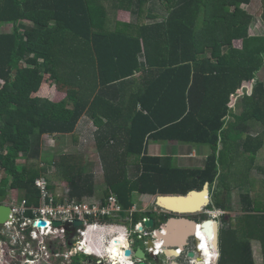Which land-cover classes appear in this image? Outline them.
Segmentation results:
<instances>
[{"label":"trees","instance_id":"trees-1","mask_svg":"<svg viewBox=\"0 0 264 264\" xmlns=\"http://www.w3.org/2000/svg\"><path fill=\"white\" fill-rule=\"evenodd\" d=\"M102 1L108 0H0V24L12 25L10 32H0V204L16 189L27 206L39 205L34 181L46 173V162L39 164L41 138L72 134L84 113L96 127L103 193L115 194L124 209L132 206L134 193L185 195L208 182L216 198L219 189L225 195L240 187L235 176L251 173L264 144V129L255 136L249 131L254 123L264 126V82L257 79L264 67V35L248 33L253 15L242 8L251 0H155L166 15L138 25L137 34L103 30ZM150 1L111 0L135 17ZM262 7L264 22V1ZM99 21L101 29L95 26ZM236 40L239 48L233 46ZM86 55L84 62L97 65L105 87L87 95L79 85V58ZM137 71L141 86L121 90ZM52 83L64 90L62 100L37 95ZM112 84L120 89L109 90ZM240 89L242 96L230 106ZM148 141L205 146L208 154L202 167H179L171 155H148ZM56 161L70 197L95 194L94 177L81 157L63 154ZM258 170L264 174V168ZM215 200L214 208L225 211V200ZM239 201L240 215L229 222L221 218L217 264H254L253 240L264 255L261 201L256 204L249 193H240ZM24 215L33 218L30 210ZM165 216H159V225ZM142 217L148 216L134 214L133 222ZM25 227L29 235L30 225ZM72 235L67 229L65 245L71 264H81L87 256Z\"/></svg>","mask_w":264,"mask_h":264},{"label":"rangeland","instance_id":"rangeland-1","mask_svg":"<svg viewBox=\"0 0 264 264\" xmlns=\"http://www.w3.org/2000/svg\"><path fill=\"white\" fill-rule=\"evenodd\" d=\"M264 0H251L250 4L248 5H242V8L248 11L253 15V21L248 29V33L252 35H264V22L262 21V5ZM106 2V1H105ZM107 6V13L108 17L110 19L108 22H110L114 26L113 22L114 19L118 21H121L120 19L124 20H133L132 17L128 16V13L126 11H129L128 8H126V5L124 7H119L118 4H115L114 2H107L102 3ZM151 6L149 7L148 13L156 14V16L159 14L161 17H156L153 19H143V16L140 18L143 19V21L146 22H156L160 21L161 18H163L166 15V12L162 5L160 6L157 1L152 0ZM149 6V4H148ZM120 11V14L122 13L123 16L118 18V12ZM145 12V11H144ZM110 26V27H111ZM12 30V25L8 23L0 24V32H10ZM233 46L239 48L240 42L234 41ZM257 79L264 82V67L263 69L258 73ZM3 84V82L0 80V86ZM53 84V83H52ZM51 84V85H52ZM54 85V84H53ZM251 85V84H250ZM249 85V86H250ZM46 86V85H43ZM42 86V87H43ZM248 84H246L245 88H249ZM41 87V88H42ZM243 90L246 92L247 89ZM240 95H236L233 97L232 102L230 103V106H233V103H235L240 96H242V90L240 89L238 91ZM238 93V94H239ZM37 95L44 97L43 93H38ZM239 96V97H238ZM237 98V99H236ZM239 111V110H238ZM237 111V112H238ZM90 134L87 138L79 139L75 135L68 134V135H60L57 136L56 139L52 137H48L47 135H44V137L41 138V150H42V158L44 159V162L42 160L39 161V164L41 166L45 165L46 162V173L44 175L45 180L47 181L48 185L52 187V192L62 191L66 188H69L67 182L59 177V171L55 167L54 161L56 160L60 155L63 154H72V155H78L83 159V163L85 166V171L91 173L94 177V192L95 194L92 196H95L97 198L105 197L104 191L107 189L106 182L103 180V163L101 158L99 157L97 151H96V141H95V128L93 125H90ZM264 129V126H262L260 123H254L251 126H249V131L251 133L261 132ZM264 137V135H263ZM151 142V141H150ZM153 142V141H152ZM158 144H162L164 142H156ZM168 144V143H167ZM166 144V145H167ZM188 149H184V151H191V149H195L194 157H193V163H191V166H197L202 167L203 162L205 160L206 155L208 154V148L205 146H197V145H188ZM202 147V148H201ZM150 151V149H148ZM172 155V154H169ZM249 154L244 155L245 157ZM162 156V155H161ZM173 156V155H172ZM187 155L182 153L179 157H175V161H173V164L175 166L180 167H188L187 163ZM132 159V158H131ZM130 159V161H131ZM23 159H19L18 163H23ZM42 162V163H41ZM44 164V165H43ZM249 163L245 162L242 164V169H246L248 167ZM253 169L251 173H246L244 175L235 176V178L238 180V183L241 189L238 190V188L234 187L233 189L229 190L228 192H225V195L223 193V189H219V191H222L221 194L215 196L214 198L212 196L213 191L210 190V196L212 198V205L208 206V208H214V205L216 204L215 199L219 200H225V206L227 207L224 211V214H221L220 216L216 217L221 222L222 225V216L225 215V220L228 222L231 221L233 217H236L240 214V201H239V195L240 193H249L251 197L255 200V203L258 204V201L264 200V174L260 173L258 170V167L264 168V145L263 147L256 153L254 159H253ZM129 175H134L135 170L134 167L130 168ZM222 175L224 173V169H221ZM43 176V175H42ZM1 177V173H0ZM219 180V178H218ZM231 181L233 179L230 178ZM249 180V181H248ZM248 181V182H247ZM64 184L66 186H64ZM232 185V184H231ZM212 187V186H211ZM218 190V186L217 189ZM253 192V193H252ZM252 193V194H251ZM23 194L16 190V189H10L9 194L7 195L4 203L10 204L13 206H17V204L23 202L25 199L22 198ZM155 196L153 195L150 201V198L142 197L140 194H134L133 195V202L137 205L138 211L135 213L139 216H148L154 220L155 226H159L160 217L157 216L155 212H152L151 209L154 207L155 203ZM260 198V200H259ZM26 203V200H25ZM27 205V203H26ZM29 208L27 210H31L30 207L34 205H28ZM145 207V210L142 209ZM261 207L264 208L262 205ZM147 208V209H146ZM148 213H145L146 210H148ZM214 214H217L214 212ZM165 215V214H162ZM161 215V216H162ZM196 215H193V217L196 218ZM213 215V212H212ZM204 218V216H199L197 219ZM24 220V216H18V221L14 224H8L5 226L0 227V235L3 237V239H0V248L3 246V251L0 250V264H18L20 259L18 260V256L23 257V255L27 254L28 257H33L34 262L28 261L29 264H62L64 258L62 257L65 252H67L66 245H64L65 241L63 237L50 235V236H44L41 235V237H35L34 239H29L25 234L24 231L21 229L23 228L25 230L26 227H24V223L19 221ZM27 225H30V231L33 229L32 223H26ZM224 227V226H223ZM150 231V230H147ZM221 232V231H220ZM73 233V239L77 240L76 235ZM220 234V233H219ZM21 236L23 237V240L21 241ZM223 237V233L220 234V239ZM19 242L22 243V245L19 244ZM45 247V248H44ZM8 248L9 250H6ZM13 249V250H12ZM251 249L253 254V259L255 264H264V255L261 252L260 244L258 241H251ZM52 251L57 252L56 254L52 253ZM4 254L3 256H1ZM78 257H81L80 254H78ZM216 256V251L214 254V258ZM66 259V258H65ZM69 260V258H68ZM159 260H164L163 256L159 257ZM181 260V259H180ZM26 260H24L22 263H25ZM94 262L95 260L92 259ZM153 264V263H152ZM225 264H229V261H227Z\"/></svg>","mask_w":264,"mask_h":264},{"label":"built area","instance_id":"built-area-1","mask_svg":"<svg viewBox=\"0 0 264 264\" xmlns=\"http://www.w3.org/2000/svg\"><path fill=\"white\" fill-rule=\"evenodd\" d=\"M34 185L39 192V205L30 207L33 218L24 217L26 221H22L25 226L27 225L26 223H32L33 229L30 231L32 238L37 237L39 233L44 235L50 232L55 236L64 238L67 229H69L71 233L74 232L76 235L77 240L75 239L76 241L74 244L76 245V249L87 256L94 257L95 264H108L110 262L116 264L119 257L127 259L126 264H133L134 261L132 257L124 255L125 250L129 249V242L139 239L146 245L147 238H150L156 233V231H163V229L155 228L156 226L151 229L150 232L146 231V228L143 226V221L145 219L143 217L140 218V221L133 222V213L136 210L135 207L132 206L129 209H124L119 203L116 195L113 193H110L103 198L84 196L81 199H78L69 196V188L57 192L48 190V183L43 176L36 178ZM64 186L66 185L64 184ZM10 206L12 208V213L16 215V220L9 222L6 225L16 223V221H18V216H25L24 213L27 211V208H29V206L26 205L25 200L17 204V206ZM207 207L203 208L201 211L202 214H206L213 218L224 214V211L221 209L212 210L207 209ZM153 210L154 211L152 212L160 214L164 213L161 208H158L155 205ZM212 212H216L217 214L212 215ZM39 219L45 220L47 225L40 228L33 225ZM76 220L82 221V224L74 227L73 223ZM116 220L124 221L129 227H125L126 232L123 234L125 245H118L117 255L113 256L110 252L112 250V245L115 246L116 242L115 244L111 243H113V240L116 241V237L113 238L112 242L110 240L111 237L119 235L118 233L117 235H114L115 231L112 232V228L116 226ZM55 221L60 222L59 227L53 225V222ZM64 223H67V225ZM140 227H142V229H139ZM197 227H200L199 222L197 223ZM21 230H23V228ZM111 232L112 234H110ZM195 239L198 240L196 235ZM154 245V249L149 246L147 251H150L155 257L162 256V245L161 247H158L155 240ZM63 257L66 258V261H63L62 264H70L69 253L63 254ZM213 261L214 260L212 259L211 264H217V260ZM31 262H34V260H31ZM192 262V260H189V264H195ZM94 263L92 260H85V264ZM196 264L201 263L198 262Z\"/></svg>","mask_w":264,"mask_h":264},{"label":"water","instance_id":"water-1","mask_svg":"<svg viewBox=\"0 0 264 264\" xmlns=\"http://www.w3.org/2000/svg\"><path fill=\"white\" fill-rule=\"evenodd\" d=\"M211 189V188H210ZM209 184L205 182L200 190H190L185 195L180 194H157L155 196V206L163 210V214L170 215L166 217L165 222L161 225L163 231H156L150 238H147V244L145 245L142 240L136 239L129 242V249H126L124 255L132 257L133 264H178L174 260H170L173 255L178 254V250L174 247L183 249L189 243L187 239L191 238L192 235H197L198 229H200L207 238L210 239L212 246L218 253L219 257V233L221 224L218 218L211 220L206 218V214H202L203 208L208 205H212V198L209 195ZM173 214H179L181 216L174 217ZM200 214L204 216L203 220L199 222L200 227H197V221L190 219L187 215ZM186 215V216H185ZM16 220V215L12 213L10 205L1 203L0 204V227L5 226L7 223ZM67 225V223H64ZM82 221L76 220L73 223L74 227L80 226ZM33 225L37 227H44L46 222L42 219L37 220ZM55 226H59L60 222L55 221ZM143 226L146 229H152L155 226L154 220L150 217H145ZM179 226H183V230H178ZM139 229H142L140 227ZM154 240L162 243V256L164 260L159 263V257L152 255L147 248L150 246L154 249ZM193 244V243H192ZM203 243H200L197 239L194 240L195 249L199 256L197 257L198 262L204 260V250L200 251V247ZM197 245L199 248H197ZM189 257L193 256L194 253L189 251L187 254ZM170 261V262H169ZM127 259H123L119 264H126ZM118 262H116L117 264ZM104 264V263H103ZM115 264V263H108Z\"/></svg>","mask_w":264,"mask_h":264},{"label":"crops","instance_id":"crops-1","mask_svg":"<svg viewBox=\"0 0 264 264\" xmlns=\"http://www.w3.org/2000/svg\"><path fill=\"white\" fill-rule=\"evenodd\" d=\"M110 1L111 0H108L106 2L105 1H102V3L103 2L104 3H107V2H110ZM151 2L152 1H150V3H148L149 6L146 5L144 7V9H143V15H142L143 16V19L149 20L148 17H147V14H148V11H149V7H152L151 6L152 5ZM102 3L100 5L102 7L100 10H102L103 13H104L103 14V22L101 21V24H103V30H106V31H114V30H122V31H124L125 30L129 34H137V30H138L137 29V26L138 25L143 24V23L144 24L149 23V22L143 21V19H141L140 17H135V15H132L130 13V11H126V12L128 13V16L129 17L134 16V17H132L133 20H131V19L130 20L120 19V17H122L123 14L122 13L120 14V11H119L118 12V15H121V16H118V18L121 21H118L117 19L115 21V19H114V22H113L114 26H111L112 24L110 22H108V20L110 19V17H108L107 6L104 5V4H102ZM157 3L161 6V4L159 2H157ZM150 14H152V13H150ZM152 15H156V14H152ZM252 22H254V21L252 20ZM24 23H27L28 24V21H24ZM251 23L249 25V28H250V26H252ZM95 26L97 27V29H101L100 21ZM250 35H252V34H250ZM236 41H239L240 42V45H241V41L240 40H236ZM99 52H100V50H99ZM87 57H88V55H86L85 57H80L79 58V59H82V60H79V85H80V92H84L85 95H87V93L92 92V90H95L97 92L99 90L105 89V87L103 88L99 84V75H98V71H97V65H95V68H94L93 65L84 62L85 59L83 60V58H87ZM109 65L112 66V64H109ZM110 66L108 68H110ZM87 68H89V73L88 74H87V71H86ZM82 72L84 73V75L82 74ZM142 76L143 75H142L141 71L134 72V74L131 77L128 78V80H129L128 83L123 88H121V90L126 91V92H131V91L137 90L141 86V78H142ZM114 85L115 84L109 85V90L120 89L119 87H115L114 88L113 87ZM252 85H253V83L249 86V88H246L247 89V91H246L247 93H249L252 90ZM38 93H43L44 97H46L47 99H49L51 101H54V102L60 101V100H62L65 97L64 90L59 91L56 88L55 84L54 85L52 84V85L43 86L38 91ZM90 125H93L92 120L88 117V115L86 113H84L80 117V119L78 120V122L76 124V127H75V130L72 133V135H75L79 139L87 138L88 135L90 134V129H89ZM93 127L96 129V127L94 125H93ZM258 133L259 132H256V133L253 134V133L250 132V134L253 135V136L257 135ZM44 135H47L48 137H52V141H53V138L56 139V136L49 135V134H44ZM44 135L42 137H44ZM159 142H164V143L158 144L156 142H152V141L150 142V141H148V143L146 145V151H147V154L148 155H160V156L162 155V156H164V155L172 154L173 156L172 155L171 156L174 159V156L175 157H179L182 153H184V154H186L188 156L187 157V163L189 164L188 167H185V168H195V167H197V166H194V165L191 166L192 165L191 163L194 162L193 161V157H194L195 149H191V151H184V149H188V147H189L188 145L189 144H180V143L172 142V141L171 142L159 141ZM191 146H193V145H191ZM148 149H150V151H148ZM173 161H175V159ZM245 162L250 163V160L246 159V160H244V163ZM258 168H261V167H258ZM236 188H238V190H239L242 187H236ZM210 190L213 191V187H209V191ZM134 194H137V193H134ZM140 195L142 197H146V198H148V197L150 198V197L153 196V195H149V194H140ZM212 196H213V193H212ZM132 201H133V199H132ZM150 201H151V198H150ZM260 203H261V206L262 205L264 206V200H262ZM154 205H155V203H154ZM132 206L135 207V209H136L134 211V213H133V215H134L138 211V207H137V205L134 202H133ZM213 209H215V208H213ZM142 210L144 211L145 210V207ZM148 211H149V209L146 210L145 212H148ZM151 211H154V210L151 209ZM155 213L157 214L158 217L162 215V213L161 214L160 213H157V212H155ZM240 214H241V212H240ZM197 215H200V214H197ZM143 218H145V217H143ZM116 221L117 222L115 224L122 225V226H124L126 228L129 227L127 225V223H125L124 221H118V220H116ZM137 221H140V218ZM157 227H155V228H157ZM147 230H150L151 231V229H146V231ZM150 231H148V232H150ZM69 255H70V253H69ZM213 257H214V254H213ZM81 264H85V261H83Z\"/></svg>","mask_w":264,"mask_h":264},{"label":"flooded vegetation","instance_id":"flooded-vegetation-1","mask_svg":"<svg viewBox=\"0 0 264 264\" xmlns=\"http://www.w3.org/2000/svg\"><path fill=\"white\" fill-rule=\"evenodd\" d=\"M193 215H195V214H190V215H187V217L188 218H190V219H195V220H198L197 222H201L202 220H203V218H200V219H197L200 215H196V218L195 217H193ZM173 216L174 217H179V216H181V215H179V214H173ZM186 216V215H185ZM202 216V215H201ZM165 217H170V215H166ZM166 218V219H167ZM206 218H208V219H211V220H215L216 218L214 217H211V216H208L207 215V217ZM220 221V220H219ZM165 222V219L163 220V222H161L160 223V225L158 226L160 229H161V225L163 224ZM220 224H221V222H220ZM157 227V228H158ZM199 231L200 230H198V233H199ZM198 233H197V235H198ZM199 236V235H198ZM197 236V237H198ZM194 240H195V233H194V236L192 235V237L191 238H189V239H187V241L189 242L188 244H187V246H185L183 249H180V248H178V247H174V249H176V250H178V254L177 255H173V257L170 259V260H174L175 262H177L178 264H189V260H192L193 262L192 263H198V260H197V257L199 256V253H197V250L195 249V245H194ZM204 240H207L206 242H204V249L206 250V253H210V254H215V249H213V248H210L209 247V245H210V240L208 239V238H206V236H204ZM193 243V244H192ZM19 244L20 245H22V243L21 242H19ZM3 249H4V247L2 246L1 248H0V250L1 251H3ZM6 250H9L8 248H6ZM13 250V249H12ZM189 251H192L193 253H194V255L193 256H191V257H189L187 254H188V252ZM4 252V251H3ZM4 254H2L1 256H3ZM27 254H25V255H23V257H21V256H18V260L20 259V261L18 262V264H29V262L28 261H31V260H33V257H28V256H26ZM153 255V254H152ZM158 257H160V256H158ZM211 259H213L214 260V257L212 256V257H210ZM181 259V260H180ZM24 260H26L25 261V263H22ZM162 262V260H159V263H161ZM170 262V261H169Z\"/></svg>","mask_w":264,"mask_h":264},{"label":"bare ground","instance_id":"bare-ground-1","mask_svg":"<svg viewBox=\"0 0 264 264\" xmlns=\"http://www.w3.org/2000/svg\"><path fill=\"white\" fill-rule=\"evenodd\" d=\"M213 215H215L214 214V212H213ZM46 225H47V223H46ZM183 226H179V228H178V230H183V228H182ZM199 230V229H198ZM114 235H117V233H115ZM199 235V236H198ZM198 235H196V236H198L197 238H198V242H199V245H200V243H203L202 245H201V249H200V251H202V248H203V250H204V260H203V262L201 263V264H211V262H212V259L210 258V257H212L213 255L212 254H208V253H206V250L204 249V242H206L207 240H204V236H205V234L200 230L199 231V233H198ZM114 237H116V241H114L113 240V238ZM125 238V237H124ZM206 238H207V236H206ZM209 239V238H208ZM112 240H113V243H111V244H115V242H116V244H115V246L114 245H112V250H111V252H110V254H112L113 256H115V255H117V247H118V245H121V244H124L125 243V240L123 239V235L121 236V235H117V236H113V237H111V242H112ZM210 240V239H209ZM211 242V241H210ZM156 243H157V246L158 247H161V245H162V243H160V241H156ZM125 245V244H124ZM209 247L210 248H213L214 249V247L212 246V243H210V245H209ZM197 248H199V246L197 245ZM109 250H110V248H109ZM88 252V251H87ZM118 254H119V250H118ZM217 255H218V253H217V251H216V256H215V258H214V261L215 260H217ZM108 256H109V253H108ZM124 258H122V257H119L118 258V263L117 264H119V262H121L122 260H123ZM213 261V262H214Z\"/></svg>","mask_w":264,"mask_h":264},{"label":"clouds","instance_id":"clouds-1","mask_svg":"<svg viewBox=\"0 0 264 264\" xmlns=\"http://www.w3.org/2000/svg\"><path fill=\"white\" fill-rule=\"evenodd\" d=\"M4 203V202H3ZM8 205H10V204H8ZM209 206V205H208ZM208 209H211V208H208ZM45 221V220H44ZM46 222V221H45ZM53 225H54V222H53ZM46 226V225H45ZM44 226V227H45ZM55 226V225H54ZM60 226V225H59ZM59 226H55V227H59ZM25 227V226H24ZM22 231H24V229L22 230ZM113 231H115V233H118L119 235H123V234H125V232H126V228L124 227V226H122V225H119V224H116V226L114 227V228H112V232ZM112 232L110 233V234H112ZM25 234V233H24ZM26 235V234H25ZM41 233H39V235L37 236L38 238L39 237H41ZM50 235H53V234H51V232L50 233H46V234H44V236H50ZM29 239H34V238H32V235L30 234V231H29V235H26ZM23 240V237L21 236V241ZM75 244V243H74ZM64 245H65V243H64ZM76 246V245H75ZM154 247H155V245H154ZM52 253H56V252H54V251H52ZM65 253H68V250H67V252H65ZM83 254V253H82ZM85 255V254H84ZM85 256H87V255H85ZM63 257V256H62ZM89 257V258H88ZM64 258V257H63ZM69 258H70V255H69ZM92 259H94V257H91V256H87V258L85 259V260H92ZM95 260V259H94ZM63 261H66V259L64 258V260ZM217 261H218V256H217ZM66 263V262H65ZM94 263V262H93ZM70 264H71V260H70ZM95 264V263H94Z\"/></svg>","mask_w":264,"mask_h":264}]
</instances>
